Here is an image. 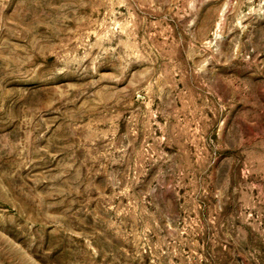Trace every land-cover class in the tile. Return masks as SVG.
<instances>
[{"label":"rangeland","instance_id":"1","mask_svg":"<svg viewBox=\"0 0 264 264\" xmlns=\"http://www.w3.org/2000/svg\"><path fill=\"white\" fill-rule=\"evenodd\" d=\"M0 264H264V0H0Z\"/></svg>","mask_w":264,"mask_h":264}]
</instances>
